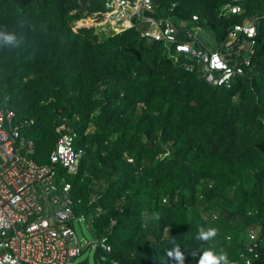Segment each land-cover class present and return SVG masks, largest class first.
Wrapping results in <instances>:
<instances>
[{
  "label": "trees",
  "instance_id": "1",
  "mask_svg": "<svg viewBox=\"0 0 264 264\" xmlns=\"http://www.w3.org/2000/svg\"><path fill=\"white\" fill-rule=\"evenodd\" d=\"M107 0H0V108L46 163L59 135L77 133L76 214L92 213L101 264H197L213 248L227 264H264V37L230 88L207 83L141 35L146 23L104 37L74 27ZM156 18L199 23L217 40L264 0H152ZM225 4L240 13H221ZM96 20L92 19V22ZM93 180L101 182L91 201ZM215 228L203 240L199 230ZM255 234L254 240L249 237ZM87 250V249H86ZM224 264V262H221Z\"/></svg>",
  "mask_w": 264,
  "mask_h": 264
},
{
  "label": "built area",
  "instance_id": "2",
  "mask_svg": "<svg viewBox=\"0 0 264 264\" xmlns=\"http://www.w3.org/2000/svg\"><path fill=\"white\" fill-rule=\"evenodd\" d=\"M105 6V11L85 14L73 26H92L107 37L131 26L136 18L146 23L141 35L161 42L168 57L207 83L226 88L251 64L259 34L264 37V14L233 24L224 39L212 36L213 44H207L199 37L204 28L197 16L186 26L184 20L176 23L170 17L156 18L152 0H107ZM241 10L238 5L221 7L227 16ZM31 123L16 120L9 108H0V264H76L91 243L77 234L75 223L84 220L93 234L94 219L90 212L76 214L74 191L67 178L77 171L81 160L78 135H59L48 161L39 164L32 158L33 141L22 135V129ZM90 199H95L94 194ZM249 237L254 240L255 234L251 231ZM96 247L111 251L105 236L97 238Z\"/></svg>",
  "mask_w": 264,
  "mask_h": 264
},
{
  "label": "clouds",
  "instance_id": "3",
  "mask_svg": "<svg viewBox=\"0 0 264 264\" xmlns=\"http://www.w3.org/2000/svg\"><path fill=\"white\" fill-rule=\"evenodd\" d=\"M19 43L17 34L14 31H4L0 28V47H15ZM216 235V229L201 227L199 236L203 240H210ZM176 259L183 264V255L177 252ZM227 264V257L223 253H216L211 247L205 248L200 252L197 264Z\"/></svg>",
  "mask_w": 264,
  "mask_h": 264
},
{
  "label": "rangeland",
  "instance_id": "4",
  "mask_svg": "<svg viewBox=\"0 0 264 264\" xmlns=\"http://www.w3.org/2000/svg\"><path fill=\"white\" fill-rule=\"evenodd\" d=\"M75 21L77 22L78 19ZM80 22H82V20ZM199 37L203 41H205L207 44H213V40H212L213 37L209 31L202 29L199 32ZM100 184H101V182L99 180H93V182L91 184L92 194H94L96 192V190L99 189ZM75 229H76L77 234L80 237L87 239L91 243L90 247L87 250H85L80 256H78L76 258L75 263L76 264H101V262H96L94 260V256H93L94 249H95V243L97 241V238L93 236L91 230L86 226L85 221L81 220L80 223L76 222L75 223Z\"/></svg>",
  "mask_w": 264,
  "mask_h": 264
},
{
  "label": "bare ground",
  "instance_id": "5",
  "mask_svg": "<svg viewBox=\"0 0 264 264\" xmlns=\"http://www.w3.org/2000/svg\"><path fill=\"white\" fill-rule=\"evenodd\" d=\"M94 22H96V21H94Z\"/></svg>",
  "mask_w": 264,
  "mask_h": 264
}]
</instances>
